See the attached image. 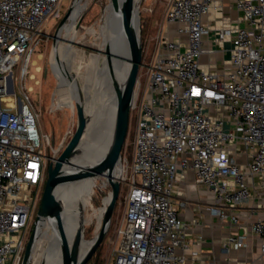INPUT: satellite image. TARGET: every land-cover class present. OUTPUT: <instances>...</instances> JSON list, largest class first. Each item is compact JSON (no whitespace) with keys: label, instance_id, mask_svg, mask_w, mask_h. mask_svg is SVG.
<instances>
[{"label":"built area","instance_id":"1","mask_svg":"<svg viewBox=\"0 0 264 264\" xmlns=\"http://www.w3.org/2000/svg\"><path fill=\"white\" fill-rule=\"evenodd\" d=\"M62 4L0 0V264H20L49 160L60 148L42 133L23 84L25 101L5 94L15 95L13 69L18 66L16 77L23 80L47 15L60 19ZM212 4L217 7V0H167L164 21L177 27L170 38L160 25L148 74L143 83L137 77L129 190L110 264H186L177 249L184 246L187 223L171 202L186 169L213 192L210 212L235 225L238 218L227 207L250 199L236 159L241 150L248 173L264 186V0H236L244 24L224 17L214 29L202 20ZM211 31L215 42H231V67L224 74L198 63L202 37ZM124 171L121 166L120 185ZM249 229L263 239L264 260V206ZM228 242L239 248L246 236L231 235Z\"/></svg>","mask_w":264,"mask_h":264},{"label":"rangeland","instance_id":"2","mask_svg":"<svg viewBox=\"0 0 264 264\" xmlns=\"http://www.w3.org/2000/svg\"><path fill=\"white\" fill-rule=\"evenodd\" d=\"M73 0H62V15L67 11ZM107 0H83L81 2L85 9L76 17V21L81 15V21L74 32V38L69 41L70 35H66L60 41L58 53L59 56L70 60L69 70L78 79L84 96L85 110L88 111L95 107L99 102L104 101L114 91L115 82H118L119 71L112 72L108 67L104 51H109L112 41L109 34V28L105 20L99 21L102 9L106 7ZM167 6V0H141L139 4L142 26V58L137 77L143 83L147 73L148 66L154 59L156 48L155 36L161 24L164 21V12ZM43 34L40 42L35 46L34 52L30 55L26 73L23 80L16 77L18 66L13 69V85L15 95L5 94L10 98L18 96L21 101H25L23 93L20 91L21 84L24 85V91L28 96L29 105L38 117V124L43 134L50 138L53 133L54 146L59 147V152L64 149L70 138L72 124L75 122V112L69 86L66 82H61L57 73L51 66V35L60 19L47 15ZM75 19V18H74ZM74 19H71L74 20ZM69 22V20H68ZM75 23V21H74ZM63 34V32H62ZM69 42V43H68ZM98 65L103 67L102 82L98 89L93 90L94 73ZM4 102L1 100L0 105ZM136 106L131 107L129 113L127 133L122 152V167H124V182L121 183L118 198L111 217L109 228L98 246L94 255L87 264H110L112 251L116 244V229L121 224L123 212L125 209V196L128 189L127 180L129 177V165L133 151V140L136 130ZM50 148L46 154L50 156ZM91 201L95 207L102 205V199L105 195V187L102 181L99 182ZM98 210L94 213H96ZM36 212V211H35ZM92 208L84 211L87 218L84 228V238L90 239L100 227L97 225L96 218L91 215ZM103 216V215H102ZM102 220V219H101ZM52 232V225L45 232L42 238L39 251L36 252V260L43 258L49 234ZM47 236V237H46Z\"/></svg>","mask_w":264,"mask_h":264},{"label":"water","instance_id":"3","mask_svg":"<svg viewBox=\"0 0 264 264\" xmlns=\"http://www.w3.org/2000/svg\"><path fill=\"white\" fill-rule=\"evenodd\" d=\"M83 0H73L67 11L58 21L54 32L51 35V52L58 46L59 32L69 20V11L71 6L76 2ZM140 2L136 0H107L105 5H108L111 12L118 10L123 14L127 25L128 35L124 42V47L127 53L128 69L127 73L119 82L115 89V107L113 125L111 129L110 140L106 151L102 157L100 172L103 176L105 187V203L104 213L101 224L97 232L90 238L91 244L81 258L75 257L73 251L67 247L66 238L62 235L61 242V264H87L94 252L104 240V236L109 228L112 213L115 207L116 200L120 191V180L116 178V171L119 166H122V152L127 133L128 120L130 109L134 99V89L137 81L138 70L142 56V26L141 15L139 9ZM81 15L75 22L77 29L81 21ZM64 75L69 78L66 71ZM75 122L72 124L70 138L56 156L51 157L47 166L46 179L44 182L40 201L35 212L31 229L26 239V244L23 250L20 264H43V258L36 260V252L39 251V246L43 238V233L48 230L49 226L55 222L59 225L61 203L57 198V191L61 189L63 181L72 182L80 179L92 177L91 172H82L80 166L69 168L72 165L73 158L80 153V145L84 139L86 125L88 123V114L84 110L83 98L77 91V99L75 100ZM54 136L51 134V144H54Z\"/></svg>","mask_w":264,"mask_h":264},{"label":"crops","instance_id":"4","mask_svg":"<svg viewBox=\"0 0 264 264\" xmlns=\"http://www.w3.org/2000/svg\"><path fill=\"white\" fill-rule=\"evenodd\" d=\"M218 6L213 4L202 20L212 29L219 26L224 17L232 23H239L242 13L236 7V0H217ZM163 32L170 38L174 36L176 23H167ZM229 39L215 42L214 31L202 37V48L199 55V66L205 70L220 74L230 69ZM156 51V48H155ZM241 164L250 189L249 201L241 206L227 207L238 218V224H232L228 218H219L208 209L213 204V192L206 186L196 183L192 169H186L178 176L174 185L171 202L177 211L178 219L187 223L184 246L177 252L186 264H264L259 256L262 238L251 232L249 226L262 212L264 206V186L259 182L258 175H250L246 168L247 154L241 150L236 157ZM184 205H179L180 200ZM245 234L246 244L234 248L228 242L231 235Z\"/></svg>","mask_w":264,"mask_h":264},{"label":"bare ground","instance_id":"5","mask_svg":"<svg viewBox=\"0 0 264 264\" xmlns=\"http://www.w3.org/2000/svg\"><path fill=\"white\" fill-rule=\"evenodd\" d=\"M140 1L136 0V2ZM84 9L85 7L84 5L82 6L81 2H76L71 6L69 22L67 21L60 30L58 46L51 56V64L54 71L57 73L60 81L66 82L69 86L74 110L77 91L80 92L83 98L82 87H80L77 77L69 70L70 60L59 56L58 47L60 41L68 35H70L68 36L69 41L74 38V21L76 22L77 15L80 12L82 13ZM71 19L74 20L71 21ZM103 19L109 28L110 38H112L110 50L107 52L104 51L107 54L106 61L112 72L119 71L118 82H115L114 87L116 89L128 69L126 60L127 53L124 47V42L128 35V25L119 8L116 12L112 13L108 5L102 9L99 21ZM64 71H66L69 78L64 75ZM95 71L92 85L93 90L98 89L102 82V65H98ZM115 89L106 100L99 102L92 109L86 111L84 106L85 113L88 114V123L86 125L84 139L80 145V153L73 158L74 163L69 165V168L77 169L76 165L80 166L82 172L89 171L92 173V177L72 182L63 181L61 183V189L56 194L62 204L60 208V222L59 225L56 222L52 225V232L48 235L49 238L43 255V264H61L62 235L66 238L67 247L73 251L75 257L79 259L84 255L92 241L91 239L84 238V228L88 218L87 216L85 218L84 211L87 208L93 209L91 215H94L96 218L97 225L101 222L107 198L104 195L102 206L97 208L93 205L91 198L94 189L102 181V174L100 172L102 157L108 146L112 125L114 123ZM120 174L121 166L117 168L116 178H120ZM96 209L98 211L94 213ZM45 232L43 233V237H45Z\"/></svg>","mask_w":264,"mask_h":264},{"label":"trees","instance_id":"6","mask_svg":"<svg viewBox=\"0 0 264 264\" xmlns=\"http://www.w3.org/2000/svg\"><path fill=\"white\" fill-rule=\"evenodd\" d=\"M58 49H59V47H58ZM80 87H81V85H80ZM82 90V89H81ZM82 94H83V92H82ZM83 98H84V96H83ZM120 187H121V185H120Z\"/></svg>","mask_w":264,"mask_h":264}]
</instances>
